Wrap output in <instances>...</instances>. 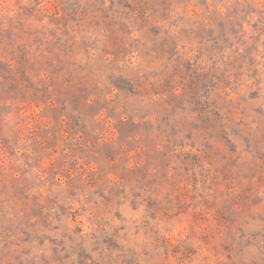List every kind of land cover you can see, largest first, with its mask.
<instances>
[{
    "label": "rangeland",
    "instance_id": "rangeland-1",
    "mask_svg": "<svg viewBox=\"0 0 264 264\" xmlns=\"http://www.w3.org/2000/svg\"><path fill=\"white\" fill-rule=\"evenodd\" d=\"M0 264H264V0H0Z\"/></svg>",
    "mask_w": 264,
    "mask_h": 264
}]
</instances>
